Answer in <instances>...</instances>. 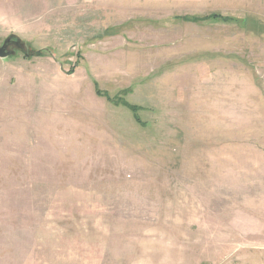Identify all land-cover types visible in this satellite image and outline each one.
<instances>
[{
    "label": "rangeland",
    "instance_id": "obj_1",
    "mask_svg": "<svg viewBox=\"0 0 264 264\" xmlns=\"http://www.w3.org/2000/svg\"><path fill=\"white\" fill-rule=\"evenodd\" d=\"M10 38L0 264H264V0H0Z\"/></svg>",
    "mask_w": 264,
    "mask_h": 264
},
{
    "label": "trees",
    "instance_id": "obj_2",
    "mask_svg": "<svg viewBox=\"0 0 264 264\" xmlns=\"http://www.w3.org/2000/svg\"><path fill=\"white\" fill-rule=\"evenodd\" d=\"M206 19H209V20H221V21H228V20H229V18L222 17L221 15H218V14H212V15H209L208 17H206ZM183 20H185V21H190V20H188V19H186V18H184ZM34 55H36V56H38V57H41V56L43 55V53H42L41 51H36ZM95 89H96V90H95V93H96L98 96L103 95V96L105 97V99H106L108 102H112V100H111L108 96L99 93L97 87H95ZM118 104H120V103H118ZM122 104H123V103H121V105H122ZM125 107H126L127 109H129V110L132 112V114L134 115L133 117H135V114H136V107L131 106V105H127V106H125Z\"/></svg>",
    "mask_w": 264,
    "mask_h": 264
},
{
    "label": "flooded vegetation",
    "instance_id": "obj_3",
    "mask_svg": "<svg viewBox=\"0 0 264 264\" xmlns=\"http://www.w3.org/2000/svg\"><path fill=\"white\" fill-rule=\"evenodd\" d=\"M2 44V43H1ZM0 44V45H1ZM12 47H15L17 50L20 48V44L16 41V40H14V39H12V38H10L6 43H5V53H7L8 55H10V53L13 51V50H11L10 48H12Z\"/></svg>",
    "mask_w": 264,
    "mask_h": 264
},
{
    "label": "water",
    "instance_id": "obj_4",
    "mask_svg": "<svg viewBox=\"0 0 264 264\" xmlns=\"http://www.w3.org/2000/svg\"><path fill=\"white\" fill-rule=\"evenodd\" d=\"M7 41H5L6 43ZM8 57V54L5 53V47L4 45L3 46H0V59H5Z\"/></svg>",
    "mask_w": 264,
    "mask_h": 264
}]
</instances>
